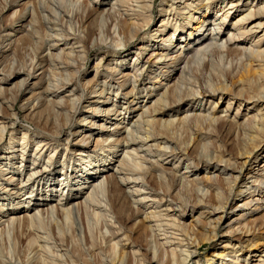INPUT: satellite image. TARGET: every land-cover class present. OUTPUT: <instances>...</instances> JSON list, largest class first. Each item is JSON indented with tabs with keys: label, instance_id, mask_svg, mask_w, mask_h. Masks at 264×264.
<instances>
[{
	"label": "bare ground",
	"instance_id": "obj_1",
	"mask_svg": "<svg viewBox=\"0 0 264 264\" xmlns=\"http://www.w3.org/2000/svg\"><path fill=\"white\" fill-rule=\"evenodd\" d=\"M90 1L81 3V0H38V3L32 6L33 10L27 7L21 16L23 20L27 16L30 17L32 30H35L36 25H40L49 41H53V36L49 33L51 27L48 28V25L55 28L58 21H68L70 24L78 21V28L76 27L78 24H75L76 30L71 27V32L64 35L65 40L74 36L72 40L80 44L82 40H80V36H77V32H84V46L82 47L86 48L87 54L92 52L93 47L104 46L107 55L106 61L110 58L116 59L121 54L128 57L129 55L126 56V53L131 50L135 42L143 43L135 55L136 62L139 61L133 69L136 72L123 74L122 78L125 80L122 85L124 87L131 82L132 91L129 93V97L133 100L130 104L145 99L148 100L147 104L150 100L155 101L154 106L149 107L148 111L143 110L144 113L142 112L141 120L138 121L137 126L131 127L129 124L130 130L125 129L124 138L109 142L113 137L111 135L103 141V146H101L103 151H101L104 153V157L101 160L98 158L102 153H98L96 156H94L95 154H85L90 144L89 141H84L85 148H81L78 154H75L76 157H80L77 161L82 164L79 165V168H81L82 177H86L85 181H90L97 176L98 169H101L103 164L102 172L104 173L113 170L108 169L111 166L118 169L114 174L106 176L104 182L96 183V187L87 193L88 199L91 197L90 200L82 202L84 204H81L77 209L78 214L81 211L84 215L86 231L90 236L87 235L94 242V232L89 220L94 219L97 225V229H95L98 230L101 225L99 221L104 217V232L102 229L99 231L103 239L101 241L98 239V241L102 246L106 245L104 247L108 250L110 264H144L145 261L148 264H191L203 244L198 238L199 235H204L199 230L202 222L196 224L193 222L194 224L191 223L188 226L181 223L182 216L180 217V215L183 213L193 214L194 206L198 205L197 207L204 206L205 212H202L201 216L205 217L204 222L207 225L204 231L210 229L209 242H213L215 239L221 241L224 238L230 243L225 244L222 251L216 249L215 254L209 258L208 264H264V234L260 236L257 234V231L264 230V216L260 220L253 221V228L248 222L241 224L240 227L229 229L226 234H221L218 230L224 216L229 213L232 203L238 198L246 195L257 196L261 199L254 201L258 204L264 202V184H261L259 178H255L253 185L250 186V189L247 188V191L242 189L243 173L250 170V167L264 156V0H164L157 13H155V6L158 0H97L93 6ZM107 2L108 4H106ZM106 5L110 7L109 10L100 11L101 7ZM6 8L7 6H5ZM81 9L82 11H80ZM91 18H94V21L87 26L86 24ZM157 19L160 23L159 27L150 31L151 24H154ZM35 34L37 33L34 31L29 33L27 37L22 38V41L34 38ZM56 36L63 37L57 32ZM223 38L226 39L225 42ZM218 40L222 41L221 44ZM181 45H186L185 48L193 46L194 51L199 52V55L188 61L185 60L180 54V47L177 51L178 46ZM48 46L56 48L57 44L50 45L49 43ZM147 52L149 54L152 52V55L148 59L149 61L144 64V59L141 57ZM73 53L74 51H71L66 57L70 58ZM53 57L50 56L45 61L38 60L31 65V70L42 67L45 62L51 66L53 61H58L57 56L55 59ZM200 62L203 64L200 65ZM121 66L124 68L126 65L121 63ZM139 66L140 68H138ZM202 66L205 71L204 77L199 74ZM61 67L68 69L70 63H63ZM146 67V72L149 70L152 75L157 72L154 71L155 68L161 71L153 77L152 88L146 87L144 83L146 80L144 81V77H141L142 71ZM116 70L118 69L111 68L109 72L112 74ZM18 73L19 71L15 70L14 72L10 71L9 74L11 77ZM173 74L174 78L171 79ZM108 83H110L111 90L114 83L112 80H109ZM164 84L166 87L170 85L161 91L156 88V85L161 87ZM102 85V83L99 84L100 89ZM20 86L19 92L22 88ZM62 86L57 91H60ZM104 93L101 91L99 98L104 96ZM45 94L52 93L45 91ZM2 97L3 94L0 90V100L6 102ZM125 97H128V94ZM104 98L108 101L107 104L112 105L110 97ZM13 100L16 101V98ZM207 100L211 103L214 101L212 113L206 115L196 113L192 118L187 117L189 116L187 114L194 108L198 111V107L199 109L202 107L200 104L205 105L204 102ZM45 103L47 104V102ZM79 103L75 99L69 100V111L76 114L79 110ZM219 103H224L223 108L225 107L220 114L217 110ZM46 104L39 103L31 110L35 112L37 109L44 108ZM186 107H188L185 110L186 117L176 120L175 113H181ZM124 108L121 112H116L118 118L124 116L121 120L119 119V123H116L114 130H118L117 133L125 128L120 126L124 123L125 116L132 115L131 111L139 112L134 106ZM143 108L146 109L145 105ZM1 109L0 106V143L8 131L12 130V127L3 125L5 118ZM95 111L97 109H94ZM113 111L115 110H109L105 116H110ZM234 114L235 118L232 119ZM128 116L127 118H129ZM42 117L43 113L39 115L40 120ZM134 118L131 119L132 123ZM139 119L140 117L137 120ZM215 127H219V129L214 131ZM185 133L188 135L182 137ZM13 134H11L10 141L15 140ZM222 135L229 139V146L235 147L239 153L237 158H234L230 153L227 154V157H231L232 160L236 159L234 163L223 157L222 152L226 151L222 146H217L219 147L217 151L220 152L219 156H210L205 152L206 148L209 149L207 142L212 137H217L220 140ZM26 136H28V132L23 131L21 140L25 141ZM235 137L239 139L237 146L232 140ZM106 142H109L111 146L105 145ZM198 144H200L199 150L196 147ZM36 146L40 159H47L48 163L53 161L52 152H56L57 147L48 156V151L54 146H49L45 138L37 142ZM46 146H48L47 149ZM197 151L198 153L193 157L196 159L194 161L189 155ZM154 154L156 158H160L159 162L170 160L174 163V167L171 166L169 172L159 173L157 169L159 166L147 160V156L153 157ZM96 161H100L99 164L102 165H99L98 168L94 166L92 169L91 166ZM176 165L177 167L181 166V169L184 170L183 174H180V171L176 169ZM202 169L210 170V175L200 179L198 173ZM41 173V177L47 175L46 170ZM99 174L101 175L100 172ZM165 177L168 179L169 186ZM123 186L126 188L123 189ZM91 188L92 186L89 187V189ZM63 194L65 193L62 191L59 195V199L62 200L60 201L61 205L58 204L60 208L57 207L44 213L40 211L41 214L33 216L31 214L30 218L27 214L23 220L18 218L7 230H1L0 239L9 235L10 230L17 239L19 237L24 239L31 235L32 239L28 243L38 244V248L34 249L37 246L34 248L32 246L27 251L32 256L31 259L38 260L40 264H55L48 257L49 248L47 249L48 246L43 244L44 236L39 235L41 230H45L47 224L55 222L56 213L62 214L66 220L72 216L74 209L66 208L69 191L66 199ZM170 194L181 201L178 203H181L182 210H178L174 201L168 203L166 197ZM184 194L189 197L186 201H183L185 200L182 196ZM30 196L31 193H29V197H26L30 198ZM192 196L198 197L195 204L191 202ZM209 198L210 200H208ZM104 199L109 204H106ZM254 201L250 200L246 207L252 205ZM262 207L264 205L260 206V208ZM23 208H26L27 212L32 210L30 204ZM103 208H106L104 214L101 211ZM18 210V207L11 209L13 212ZM44 210L45 208L42 209V212ZM46 214L47 217L51 215L48 218L50 221L47 223L44 222ZM111 214L115 217L112 218L115 220L113 223L108 220ZM128 221L134 222L133 229L135 228L136 231H133L135 233L143 231L138 236L143 238L140 240L145 243V252L149 253V259L139 260V248L138 251L126 254V247L135 246L134 239L127 236L120 238L123 236L121 227L112 232L115 228L114 225L122 224V222L128 223ZM259 222L261 223L256 224ZM43 234L45 235V233ZM4 241H6L5 238ZM232 243L235 245L231 247ZM140 255L145 257L144 254Z\"/></svg>",
	"mask_w": 264,
	"mask_h": 264
},
{
	"label": "rangeland",
	"instance_id": "obj_2",
	"mask_svg": "<svg viewBox=\"0 0 264 264\" xmlns=\"http://www.w3.org/2000/svg\"><path fill=\"white\" fill-rule=\"evenodd\" d=\"M87 1L90 0H81V3ZM163 1L164 0H158L155 6V13L159 11V6ZM96 2L97 0H91V6H93V3ZM37 3L38 0H0V90L3 94L2 98L6 101L2 102V100H0V106L2 108V115L5 118V124L3 125L12 127V130L8 131L5 138L0 143V219H2L0 220V233L1 230H7L9 226H11L15 222V220H18V218L23 220V217L27 214L30 218L34 214L39 215L40 211L41 213H44L47 211H52L57 207L60 208V201L62 200L59 199V195L63 191L65 193L63 194L65 195L64 199H66L67 193L69 191V201L67 202L68 204L66 208L74 209L72 216L66 220L62 214L56 213L55 222L47 224L45 230L40 231L41 234L39 236H44L43 244L48 246L47 249L49 248V259H51L55 264H110V260L108 259L109 256L107 255L108 250L104 247L106 245L104 244V246H102L101 242H99L103 239V236L99 233V231H101L100 229H102V232H104V217L99 221L101 225H99L100 227L98 230H96L97 225L94 219L89 220L92 227L91 229L94 232L93 242L92 238L90 239L89 237L90 235L88 231H86L87 225L85 224V221L83 219L84 215L81 213V211L80 214H78L77 209L81 204H84L86 201L90 200L91 197H89L88 199L87 193L91 192L93 187H96V183H100L101 181L104 182L106 180V176L114 174L118 169L115 166H111L108 169L113 170L104 173L102 172L104 164H99L100 161H96L91 167L93 169L94 166L98 168L99 165H102L101 169H98V175L90 181H85L84 179L86 177H82V173L80 172L81 168H79V165L82 164L77 161L80 157H76L75 154H78L81 148H85L84 141H89L90 144L88 145V149H86L87 151L85 152V154H95L94 156H96V154L98 155V153H102L98 158V160H101L104 157V153L102 152L103 150L101 149V146H103V141L111 135L113 137L111 138V141L109 140V142L124 138L125 129L128 128L127 131H129L130 126H137V124L139 123L138 121L141 120L142 112L144 113V111H148L149 107L154 106L155 101L153 102L150 100L147 104L148 100L145 99H141L140 101H135L134 103L130 104V102H132L133 100L131 97H129V93L132 91V87L130 85L131 82L127 83L124 87L122 85L124 84L125 80V78H122L123 74H131L132 72H136L133 71V69L135 64H138L139 61L136 62L135 55L136 53H138L137 50L143 45V43L140 41H138L137 43L135 42L131 50L126 53V56L129 55L128 57H124V54H121L116 58L118 61L112 58L106 61L105 58L107 55L105 54L106 49L104 48V46L99 48L93 47L92 52L87 54L86 48L82 47L84 46V32H77V36H80L79 38L80 40H82V43L80 41V44H77L75 40H72L74 36L67 38V41L65 40L64 35H67L69 32H71V27L76 30L75 26L78 24V21H74L72 24H70L68 21H58V25L55 26V28L54 26L48 25V28L51 27V32L49 33L53 36L52 40L54 42L49 41V38L45 37V34L43 32L44 30L40 27V25H36L35 30H32L33 28L30 23V17L27 16L24 20L21 17L27 7L33 10L32 6L34 4L36 5ZM106 4H108V2ZM5 6H7L6 9ZM109 8L110 7L107 5L102 6L100 11H108ZM80 11H82V9ZM17 18L19 19L17 20ZM158 19L154 22V24L152 23L153 25L151 24L150 31L155 30L159 27L160 23ZM19 20L23 21L20 23H16ZM93 21L94 18H91L86 25L88 26L89 24H92ZM78 26L79 24L76 27L78 28ZM33 31L37 33L35 34V37L23 42L22 38L27 37L29 33L31 34ZM56 32L57 34H62L63 37L61 38L59 36H56ZM223 40L225 42L226 39L223 38ZM221 42L222 41H220L219 43L221 44ZM49 43L50 45L56 43L57 47L51 48L50 46H48ZM185 46L186 45H181L177 48V51L181 48L180 54H182L185 60L188 61L193 57L199 55V52L197 53L194 51L193 46H189L190 49L188 46L185 48ZM71 51H74L73 55H71L70 58L66 57ZM151 55L152 52H150V54L149 52H147L146 55L141 57V59H144V64L149 61L148 59L151 57ZM50 56H54L53 59H55V56H57L58 61H53L51 66H49L47 62H45L43 63L42 67H37L36 69L31 70V65H33V63L35 64L38 60L45 61ZM60 63H70V68L66 69L65 67H61ZM121 63L126 66H124L123 68L121 66ZM201 64H203V62H200V65ZM111 68H116L118 70H116L115 73L112 72L111 74V72H109V69ZM138 68H140V66ZM15 70L16 72L19 71V73L16 75L13 74L10 77V71L14 72ZM146 71L147 67L142 71L141 77H144V81L146 80L144 82L146 87L152 88V84L154 81L153 77H155V75L160 73L161 71L155 68L154 71L157 72L154 75L149 73V70L148 72ZM139 72L141 74V70ZM199 74L204 77L205 71L203 70V66ZM173 76L174 74L172 75L171 79L174 78ZM133 79L134 77L132 78V80ZM109 80H112L114 83V85L112 84V91L109 87ZM165 82L167 84V81ZM67 83L69 84L63 85ZM100 83L103 84L101 89L99 86ZM166 84L161 87H159V85H156V88H159V90L161 91L164 87H169L170 84L167 87L165 86ZM172 84L173 83L171 82V85ZM19 86L20 88L22 87L20 89V92L18 91ZM61 86L62 89L60 91H57L61 88ZM96 88L97 90L95 92ZM100 90L105 92L104 96H102L101 98H99V94L101 92ZM117 90L119 93L117 92ZM45 91H49L52 94L46 95ZM127 94L128 97H125ZM104 97H110L112 105L107 104L106 102L108 101H106ZM15 98L16 101L13 100ZM73 99L77 100L78 103L80 102L79 110L76 114H73L71 111H69V100ZM43 100H45L47 104L43 102ZM209 100L204 102L205 105L200 104V106L202 105V107L200 109L198 107V111L196 110V108H194L193 111L187 114L189 115L187 117L192 118L196 113H198V115H206L212 113V106H214L212 105V103L214 101H212L211 103V101ZM137 102L138 105H136ZM39 103L46 105L44 106V108H40L35 112H32L31 108H33V106L35 107ZM132 105L134 106V108H136V111L139 112L134 113L133 111H131L132 115H127L129 118L125 116L124 123L120 125L121 127L123 126L125 128L124 130H121L119 133H117L116 131L118 130H114L116 123H119L121 118H123L124 116L122 115V117L118 118V116H116L118 115L116 112H121L124 107V109L129 108V106L133 107ZM144 105L146 109H142ZM223 105L224 103H219V106L217 107L219 114L225 109V107L223 108ZM187 108L188 107L182 110L181 113H175L176 116L174 117L176 118V120L186 117L185 110H187ZM94 109H97V111L94 112ZM112 109L115 111H113L110 116H105L106 112ZM42 113L43 117L42 120H40L39 115ZM139 117L140 119L137 120ZM132 118H134L133 123L131 122ZM234 118L235 114L232 115V119ZM163 119L165 120L166 118ZM135 120L137 123L135 122ZM218 129L219 127H215L214 131ZM23 131L28 132V136H26L27 138L25 137L24 139L27 143L21 140V138L23 137ZM12 133H14L13 135L15 140L10 141ZM186 135L188 134L185 133L182 137H185ZM43 137L45 138L46 143H49V146H54L51 147L50 151H48V156L50 152L55 147H57V151L52 152L53 161H50L49 163L47 162V159H40V154L36 146L37 142L44 140ZM219 139L220 140H218L217 137H212L210 141L207 142L209 144V149L206 148L205 152H207L210 156H219L220 152H217L219 150V147L217 146H222L226 151L225 153L222 152L223 157L233 163L236 162V159L232 160L231 157H227V154L230 153L234 158H237L239 153H237L235 147L232 148L229 146V139L225 138L224 135H222ZM232 140L234 145L237 146L239 143V139L235 137V139L233 138ZM109 142H106L105 145H110ZM196 147L197 150H199L200 144H198ZM45 148L47 149L48 146H46ZM171 148H173L172 145ZM197 153L198 151L189 155L192 160L196 161V159L193 157ZM147 157V160L150 161V163H156V165L159 166L157 168L159 170V173L162 171L169 172L168 170L171 168V166L174 167V163H172L170 160L159 162L160 158H156L155 154L153 155V157ZM148 166L150 165L148 164ZM175 167L178 171H180V174H183L184 170L181 169V166L177 167L176 165ZM43 170H46L47 175L41 177V171ZM209 171H206L205 169L200 170L198 173L199 178L201 179L207 175L209 176ZM99 172L101 173V175L99 174ZM255 178H259V180H261V184H264V156L260 157V159L250 167V170H247L243 173L242 181L244 182V184L242 189L244 191H247V188L250 189V186L253 185ZM165 181L168 185L167 177H165ZM87 182L90 183L88 184ZM91 186L92 188L89 189V187ZM125 188L126 187L123 186V189ZM167 189L169 188L167 187ZM181 189L183 190V188ZM205 191H207V189H205ZM249 191L252 192L253 189L252 191ZM29 193H31V196L30 198H27L29 197ZM182 196L185 199L183 201L189 199L187 194H184ZM259 198L260 197L257 196L250 197V195H246L234 201L229 213L224 216V219L222 220L218 228V230H220L219 232L221 234H226L227 232H229V229L233 227H240L241 224H246L248 222V224H250L253 228V221H256L257 219L260 220L264 216V207L260 208L261 205H264V202L262 204L261 202L260 204H258L256 201H254L258 200ZM105 200L106 199H104L103 201L105 202ZM166 200L168 201V203L174 201V204L178 207V210H182L181 203H178L181 201L177 199V197L175 198L170 194L166 197ZM197 200V196H192V204H195ZM208 200H210V198ZM250 200L254 201L253 204L249 207H246L247 203H249ZM29 204L32 207V210H29L27 212L26 208L23 207ZM106 204H109L107 200ZM32 205H34L35 207ZM197 206L198 205L194 206L195 210L193 214L183 213L182 215H180V217L182 216L180 218V221L182 224L184 223L188 226L193 222L195 224L198 222H202L203 227L200 226L199 230L203 232L204 235H199L198 238L203 244H201V247L197 251V254L193 258V262L191 264H208L209 258H211V256L215 254L214 252L216 251V249L222 251L223 246L230 243L227 239L224 238H222L221 241L215 239L213 242H209L210 229L208 228L207 231H204V228L207 225L204 222L205 217L201 216V213L205 212V210L203 209L204 206ZM15 207H18L19 210L14 212L11 211V209ZM44 208L45 210L42 212V209ZM104 209L106 208H103L101 210L102 214H104ZM143 209L145 210V207H143ZM48 216L49 217H47L46 214L44 215L45 218L43 217L45 219V223H47V221H50L48 220V218H50L51 215ZM109 216L110 218H108V220L113 223V221H115L112 219L114 216L112 214ZM242 216L244 217L242 218ZM260 223L261 222L256 224ZM133 224V221L131 223L130 221H128V223L122 222V224L114 225L115 228L112 230V232L121 227L123 236L120 238L127 236L134 239L133 243L135 246L130 245L129 247H126V254L133 251H138L140 249L138 251L139 260L149 259V253L147 254V252H145V243L140 240L143 238L141 236H138L140 233H143V231L135 233L134 231L136 230L135 228L133 229ZM10 231L11 232L9 235L2 237L3 240L0 239V264H40L38 260L34 261L35 259H31L32 256L27 252L28 249L32 246L33 248L37 246L34 249L38 248V244L33 245L31 243H28L29 240L32 239V236L28 235L24 237V239L23 237H19L17 239V237H15L12 233V230ZM43 233H45V235ZM257 234L259 236L261 234H264V230L257 231ZM4 238L6 239V241H4ZM232 244L233 245H231V247L235 245L234 243ZM120 248L124 249L122 247ZM140 254H144L145 257H141ZM49 259L48 261H50ZM41 260L44 261V259ZM227 260H229V258H227ZM144 264L148 263L145 261Z\"/></svg>",
	"mask_w": 264,
	"mask_h": 264
}]
</instances>
